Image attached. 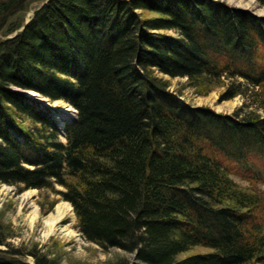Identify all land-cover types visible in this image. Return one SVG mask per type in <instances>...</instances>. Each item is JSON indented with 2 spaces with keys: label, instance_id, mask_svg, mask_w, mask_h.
<instances>
[{
  "label": "trees",
  "instance_id": "1",
  "mask_svg": "<svg viewBox=\"0 0 264 264\" xmlns=\"http://www.w3.org/2000/svg\"><path fill=\"white\" fill-rule=\"evenodd\" d=\"M36 1L0 0L1 34ZM3 36L0 182L57 192L86 239L133 254L106 264H264V15L220 0H49ZM157 71L245 101L230 115L194 107ZM15 88L76 109L65 141ZM11 235L0 221V264H62Z\"/></svg>",
  "mask_w": 264,
  "mask_h": 264
},
{
  "label": "rangeland",
  "instance_id": "2",
  "mask_svg": "<svg viewBox=\"0 0 264 264\" xmlns=\"http://www.w3.org/2000/svg\"><path fill=\"white\" fill-rule=\"evenodd\" d=\"M220 1L235 8L246 9L261 16L264 15V6L259 0ZM41 2H34L32 9L39 6ZM29 11L26 12L25 19ZM144 14L147 16L156 15L148 11L144 12ZM157 72L160 76L169 80L171 90L181 94V98L194 107L211 108L216 112L230 115L245 101V97L242 95H237L230 99H222V93L225 91L226 85L214 84V88L209 93L200 94L196 92L193 86L188 84L187 77H173L160 71ZM15 90L27 94L25 90L17 88ZM29 97L39 104L40 107L50 108L51 115L61 129L64 127L63 122L65 119H75L77 116L76 109L69 111V113L60 112L61 103L51 100L40 93ZM60 100L66 103L65 100ZM19 120L22 121L21 118ZM25 123L29 124V121ZM62 132L63 130H61L60 138L65 141L66 138ZM257 167L264 170V161H260ZM234 178L239 182L241 187H251L249 186L251 185V181L240 173L235 175ZM260 186L264 188V185H261V183ZM55 188L61 190L64 187L57 184ZM249 189L252 190L251 188ZM25 191L18 193L16 186L0 182V221L1 223L3 221L6 230L12 233L11 237L8 238L12 246L22 248L23 250H28L36 245L43 250L48 248L54 256H58L61 259L62 264H106L107 262L117 261L121 258L132 259L133 254L122 248L110 247L105 249L98 243L86 239L77 227V216L75 214H66L60 220V224L57 225L56 229L50 231L49 226L45 223V217L50 213H55L57 204L64 201L61 195L48 189H37L36 192L31 194H25ZM34 212H37V215L33 218ZM67 225L72 230L71 234L67 233L65 229H59V227H66ZM0 248L6 249L7 246L2 245ZM209 249L199 245L194 247L188 254L196 251H209ZM20 258L27 264L35 263V259L31 254L21 255Z\"/></svg>",
  "mask_w": 264,
  "mask_h": 264
},
{
  "label": "bare ground",
  "instance_id": "3",
  "mask_svg": "<svg viewBox=\"0 0 264 264\" xmlns=\"http://www.w3.org/2000/svg\"><path fill=\"white\" fill-rule=\"evenodd\" d=\"M25 91L27 93L25 95H27L28 97L37 95L39 93V92L31 90V89L25 90ZM56 101H58V103H61L60 112L64 111L62 113H65V112L69 113V111H74V109H75L72 105H70L67 102L64 103L60 99H58ZM36 191H37V188H30V189L25 191V194H31V193H34ZM68 213H70L72 215L75 214L72 204L69 201H66V200L59 202L57 204V206H56L55 213H50L49 215H47L45 217V223L49 226L50 231H54L56 229L57 225L60 224L59 223L60 220ZM36 215H37V212H34L33 218L36 217ZM59 229H65L66 232L69 233V234L72 233V230L69 229L68 225L66 227H62L61 226V227H59Z\"/></svg>",
  "mask_w": 264,
  "mask_h": 264
},
{
  "label": "water",
  "instance_id": "4",
  "mask_svg": "<svg viewBox=\"0 0 264 264\" xmlns=\"http://www.w3.org/2000/svg\"><path fill=\"white\" fill-rule=\"evenodd\" d=\"M49 0H43L39 6H37L35 9H30V11L27 14V18L25 19V22L22 26H20L18 29H16L13 33L3 36L4 38H10L15 36L20 30L24 29L26 27V25L31 21V15L34 14V12L38 9H40L43 5H45ZM70 104V103H69ZM71 105V104H70ZM75 212V211H74Z\"/></svg>",
  "mask_w": 264,
  "mask_h": 264
}]
</instances>
